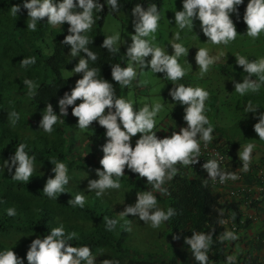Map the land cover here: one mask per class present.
<instances>
[{
	"label": "trees",
	"instance_id": "trees-1",
	"mask_svg": "<svg viewBox=\"0 0 264 264\" xmlns=\"http://www.w3.org/2000/svg\"><path fill=\"white\" fill-rule=\"evenodd\" d=\"M97 2L103 4L104 8L102 12L94 9L96 26L82 33L89 37L87 47L98 57L96 61L89 60V69L96 68L97 78L107 79L114 85L116 96L125 98L128 89L114 81L112 65L126 67L127 64L119 50L110 52L102 47L107 37L102 26L109 14L133 12L137 4L145 10L149 5L156 4L158 11H161L163 0H118L119 11H113L107 0ZM24 3L25 0H0V165L6 160L10 164L16 148L23 143L27 145L25 151L29 156L36 157L35 171L28 182H20L13 179L15 167L11 171L0 168V252L11 249L23 258V264H28L27 252L32 241L49 235L51 229L63 225L66 234H77V238L69 243L73 246H90L100 263L105 259L118 264L159 263L160 257L146 250L135 249L127 243L130 222L113 214L109 205L97 197L96 192H88L83 184L84 171L97 173L96 169L102 167L97 164L94 155L107 143L106 128L100 126L97 120L81 130L77 126L78 117L72 114L74 106L68 107L67 116H60L51 133L40 128L47 104L51 103L54 112L60 115L59 100L76 85L74 77L67 78L62 71L73 62L78 63L80 58H87V55L82 50L76 56L70 55L71 45L63 43L70 34L67 22L57 30L47 23L48 18L45 17L37 22L35 31L28 30L30 18L28 10L23 7ZM248 3L249 0H244L242 5L237 6L239 17L232 14L237 29L247 28L243 16ZM13 5L21 6V11L16 15L11 12ZM114 48L117 49L115 45ZM30 57H35L36 63L22 67L21 61ZM78 76L75 78L82 79L83 73ZM26 79L36 85L32 95H29L30 90L23 83ZM79 103L77 100L76 105ZM12 112L19 116L15 124L12 121L16 118L10 117ZM175 117L187 127L183 117L177 114ZM213 126L212 143L219 144L222 151L228 154L230 165L231 160L237 158L236 152L241 142L224 138L221 127ZM137 135L132 138L133 148L136 146L135 140H138ZM51 161L65 163L70 177L65 192L58 194L56 199L49 198L43 192L47 180L55 178V164ZM175 167L179 169L178 175L163 185L167 193L154 192L157 200L165 204L166 210L171 207L177 213L165 221L166 234L172 241L181 239L182 248L192 251L185 238H190L193 232L211 233L214 228L209 264H227V256L231 255L237 240L224 243L217 240L226 230L233 231L226 222L230 217L240 229L251 221L244 218L239 202L222 201L221 195L214 191L208 173L201 171L200 175L191 176L182 164ZM221 170L229 172V168ZM205 180H208L207 185L204 184ZM120 181L133 194L153 190L146 177L141 178L128 168ZM77 194L86 197L83 208L69 203ZM9 208H15V216L7 214ZM107 219L118 221L111 231L107 228ZM235 232L238 233L237 230ZM171 248L175 249V246ZM179 258L170 257L169 261L171 264H199L185 257L182 261ZM236 260L242 261L239 264H259L258 259H250L248 255H237Z\"/></svg>",
	"mask_w": 264,
	"mask_h": 264
},
{
	"label": "clouds",
	"instance_id": "clouds-1",
	"mask_svg": "<svg viewBox=\"0 0 264 264\" xmlns=\"http://www.w3.org/2000/svg\"><path fill=\"white\" fill-rule=\"evenodd\" d=\"M244 0H183V10L175 12L176 25L181 29L194 28V20L201 21L203 34L212 44L227 45L237 38V26L234 23L232 14L239 17V5ZM108 6L113 11H119L118 0H107ZM23 7L28 10L29 22L27 28L35 31L37 22L47 17V23L55 26L67 22L70 25L69 35L63 41L64 44L71 45L70 55L76 56L81 50L86 53L87 58H80L78 65L74 68L75 73H83V78L76 82L70 93H65L59 100L60 115L53 110V105L48 103L40 128L51 133L53 126L58 122L60 116L68 115V107L74 106L72 114L78 117V127L83 130L92 125L94 121L106 128L107 143L102 146L104 153L100 160L101 169H96L98 180H90L89 191H96V196L101 197L107 189H119L121 187L120 178L125 175L127 166L134 173H138L141 178L146 177L148 184L152 185L150 191L138 193V201L134 206H127L125 211L119 215L128 217L129 214L138 216L145 224L150 223L151 227L159 228L161 224L177 215L174 208L169 207L166 211L158 207V200L154 192L162 195L167 193L163 185L171 181L179 173L175 167L177 164L185 166L199 162L201 156V142L207 147L213 140L214 126L211 124L206 111V101L210 93L202 87H191L179 84L174 87L170 96L181 105H186L183 119L187 127L173 132L170 137L160 139L156 127V117L163 109V104L145 103L139 111L134 109L131 100L117 97L114 85L107 79L97 78L98 70L89 69V60L96 61L97 54L89 50L87 45L90 39L87 33L96 22L94 19V9L103 11L104 5L97 0H62L54 3L53 0H25ZM79 9H82L80 11ZM21 11L20 5H13L11 12L16 15ZM133 15L137 18L134 22L135 34L131 36L133 43L127 50L129 62L126 67L120 64L112 65V78L121 87H128L137 78L136 67L142 70L150 64V71L154 73H165L166 78L177 81L185 76V70L179 63V57L188 54L189 50L182 43H172L174 54L169 55L163 48L154 45L156 33L159 28L161 14L156 4H151L145 10L140 4L133 9ZM243 21L247 25V36L258 39L264 33V0H249ZM120 34L117 33L104 39L102 47L110 52L118 51L114 45L119 41ZM174 40H180V33L174 34ZM151 55V60L145 58ZM196 63L201 74L207 73L211 65L216 62L217 57L209 56L208 49L199 48L196 53ZM35 57L25 58L21 61L22 67L35 64ZM236 63L244 69L248 75L243 82L235 83V92L241 96L247 92H258L261 84L252 77L255 75L261 83H264V57L249 61L246 57L236 55ZM28 87L29 95H32L36 85L32 80H24ZM141 83H144L141 81ZM77 100L82 102L76 105ZM107 109V112H106ZM245 111L256 112L252 108L251 102ZM10 117H15L13 124L19 119L16 112H12ZM259 122L254 125V130L258 133L260 140H264V113L259 114ZM207 125V127H206ZM138 133L142 136L136 141V146H132V138ZM26 144H19L12 156L11 163L6 160L0 168H8L11 171L15 167L13 179L20 182H28L35 171L34 162L36 157L29 156L25 151ZM255 145L247 144L243 151H239V159L243 161V171L250 170L252 152ZM219 159H210L203 168L208 172L209 179L215 181L219 178L221 183L231 179L237 180L239 177L235 173L221 170L220 161L223 157L216 153ZM55 178H49L43 189L45 195L51 199H56L57 195L65 192V185L69 183L67 165L63 162H54ZM115 177V179H114ZM208 180L204 181L207 185ZM86 197L77 194L74 200L69 203L73 206L84 207ZM9 216H15V208L7 209ZM222 214V213H221ZM118 221L107 219V228L111 231ZM127 223V222H126ZM220 223H225L220 221ZM130 231L131 229L128 228ZM213 228L211 233L193 232L190 238H185V243L190 245L194 258L199 264H209V251L213 245ZM77 238L75 232L67 233L63 225L51 229L50 234L43 238H36L32 241L27 252L28 264H95L96 257L93 255L90 246H73L70 241ZM178 238V237H177ZM239 236L235 231L226 230L220 234L218 241H236ZM235 256H227V264H234ZM0 264H23V258L9 249L0 252ZM102 264H118L109 259L102 261Z\"/></svg>",
	"mask_w": 264,
	"mask_h": 264
},
{
	"label": "rangeland",
	"instance_id": "rangeland-1",
	"mask_svg": "<svg viewBox=\"0 0 264 264\" xmlns=\"http://www.w3.org/2000/svg\"><path fill=\"white\" fill-rule=\"evenodd\" d=\"M53 2L58 4L62 0H53ZM182 10L183 0H163L162 9L159 11L161 19L158 31L155 34L154 45L163 48L166 53L172 55L174 49L171 44L182 43L189 50L188 54L179 57V63L186 73L185 76L180 80L171 81L165 77V73L151 72L150 64L143 70L137 66V78L127 87L125 99L133 102L136 111H139L145 103L149 105L156 102L163 104L164 107L156 117V127L153 130L157 132L158 138L163 139L170 137L174 131L179 132L180 129L186 127L175 115L184 117V109L187 106L174 101L170 96L171 90L179 84L193 88L202 87L210 93V97L206 101V109L210 110L206 111V115L211 124L221 127L224 138L227 137L241 142V147L236 152L238 156L239 151L242 152L247 144H254L250 167L255 168L264 165V140H260L258 133L254 130V125L259 122V114L264 113V83H261L254 75L252 79L261 84L260 90L258 92H247L243 96L235 92L234 83H242L248 75L236 63V55L244 56L249 61L264 57V33H261L258 39H253L247 36V28H238L237 31L240 34H238L235 41L227 45L212 44L208 42V38L203 34L201 21L198 19L194 20V28L192 29L185 28L181 30L176 25L175 12ZM136 19L133 12H120L118 15L109 14L102 26L107 37L117 33L120 34V39L115 46L120 51L126 64L129 62L126 53L133 43L131 36L135 34L134 22ZM64 23L52 27L58 30L63 27ZM95 26L96 22L91 28ZM177 32L180 33V40H174V34ZM199 48H206L209 56L217 57L216 62L210 66L209 71L203 75L195 59ZM151 58L150 55L145 59L150 61ZM77 65L78 63L75 61L69 68L62 71L63 76L67 78L74 77L75 84L79 80L75 77L82 74L74 72ZM141 81L144 83H141ZM249 102H251L252 108L256 109V112L245 111ZM141 136L142 134L138 133L137 139ZM103 155L102 150L94 155L97 164H100ZM235 161L242 166L243 161L237 158ZM186 168L189 169L188 166ZM82 178L84 180L83 184L88 189L89 181L98 180L99 176L95 172L86 170ZM120 184L119 189H107L100 198L109 205L113 214L130 222L129 228L131 230H128L127 243L135 249L146 250L153 253L155 257H160V262L156 264H171L169 259L174 256L180 257L181 261L184 257L193 262L196 261L192 251L182 248L181 239L172 241L169 234H166L165 222L159 228H153L150 223L145 224L138 216L129 214L128 217H121L119 215L125 211L127 206H134L138 201V194H133L128 188H125L121 181ZM158 207L166 210L162 201H158ZM172 246H175V249L171 248ZM262 248H264V245ZM260 251L258 259L264 260V251ZM96 261L95 264H102L100 261Z\"/></svg>",
	"mask_w": 264,
	"mask_h": 264
},
{
	"label": "crops",
	"instance_id": "crops-1",
	"mask_svg": "<svg viewBox=\"0 0 264 264\" xmlns=\"http://www.w3.org/2000/svg\"><path fill=\"white\" fill-rule=\"evenodd\" d=\"M236 156L237 159H239V156L237 154ZM232 160L229 167H227V169L229 168L230 173L237 174V172L241 169V165L235 161L236 159H234L233 161ZM186 171L191 176H197L200 175L201 173V171H196L187 168ZM250 172L251 171H249V173L246 172L245 181L254 185L258 183V179L255 173H250ZM202 173L205 174L208 172L204 170ZM237 184L238 181L230 179L227 186L215 187L214 191L221 195L222 201L239 202L244 218L249 219L251 221L249 224L245 225V227L237 230L238 231L237 235L239 236V239L236 241L234 248H232L233 251L231 252V255L235 256L234 262L239 264L243 261L245 257L242 259L241 262H238V260H236L237 255H245V256L248 255V258L250 259L252 258L258 259L259 258L258 253L261 252L260 250L264 251V248H262L264 245V196H260L258 195V193H255L254 195L248 193L246 196L242 198L233 199L228 195V193L229 190L232 187H235ZM234 221L235 220L229 217L228 222H226L229 228H231V224ZM257 261L259 262V264H261L260 262L264 264V260L262 259H258Z\"/></svg>",
	"mask_w": 264,
	"mask_h": 264
},
{
	"label": "built area",
	"instance_id": "built-area-1",
	"mask_svg": "<svg viewBox=\"0 0 264 264\" xmlns=\"http://www.w3.org/2000/svg\"><path fill=\"white\" fill-rule=\"evenodd\" d=\"M216 153H219L223 159L220 161V167L221 169L229 167V156L227 153L223 152L220 148L219 144L210 143L207 145V147L204 146L203 142L201 143V156L199 157V162L195 163L193 165L188 166L189 169L196 170V171H204L203 165L210 159H219V157L216 156ZM250 173H255L256 177L258 179V183L256 184H250L245 181L246 178V172L243 171V164L241 166V169L237 172V176L239 179L238 184L235 187H232L229 190L228 195L232 197L233 199L236 198H242L246 196L248 193L251 195H254L255 193H258L260 196H264V165L257 166L253 169L250 168ZM249 171L247 173H249ZM230 179L225 181L224 183H221L219 181V178H217L215 181L211 180V183L213 187H221V186H227ZM231 230L236 231L238 230V224L234 221L231 224Z\"/></svg>",
	"mask_w": 264,
	"mask_h": 264
}]
</instances>
